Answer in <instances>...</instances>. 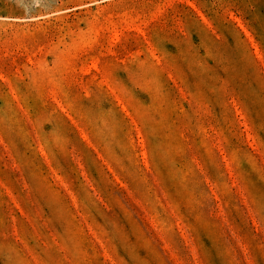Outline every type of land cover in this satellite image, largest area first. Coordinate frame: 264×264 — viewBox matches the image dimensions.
Here are the masks:
<instances>
[{"label": "rangeland", "instance_id": "1", "mask_svg": "<svg viewBox=\"0 0 264 264\" xmlns=\"http://www.w3.org/2000/svg\"><path fill=\"white\" fill-rule=\"evenodd\" d=\"M0 264H264V0H0Z\"/></svg>", "mask_w": 264, "mask_h": 264}]
</instances>
